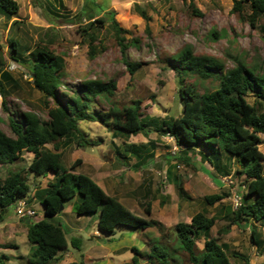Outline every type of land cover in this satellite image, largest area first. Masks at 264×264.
Returning a JSON list of instances; mask_svg holds the SVG:
<instances>
[{
  "label": "trees",
  "instance_id": "1",
  "mask_svg": "<svg viewBox=\"0 0 264 264\" xmlns=\"http://www.w3.org/2000/svg\"><path fill=\"white\" fill-rule=\"evenodd\" d=\"M47 1L50 3L47 7L55 15L61 16L59 8H65L64 1L53 0L59 7L52 4L51 0ZM190 4L196 15L202 14L192 0ZM0 7L9 19H13L11 28L21 22L17 0H0ZM135 8L146 21L145 32L152 36L151 16L139 3L135 4ZM232 10L241 20L258 29L264 41V0H234ZM77 18L81 24L78 31L89 46L88 55L91 59L107 49L101 32L110 27L130 75L133 77L143 66V62L131 61L127 57L131 47L140 48L142 37L124 27L116 18L115 11L110 19L106 16L96 17L94 12L88 13L84 9L77 14ZM84 19L88 22L82 25ZM212 34L218 37L216 31ZM9 52L14 61L27 68L34 87L42 93L47 116L10 107L8 85H16L17 82L9 70L0 67L2 107L9 114L8 123L13 133L8 134L0 129V167L15 163L22 159L25 152H30L34 157L27 173L44 176L49 172L56 174L57 181L50 182L38 194L46 216L61 212V206L66 201L77 197L76 212L99 213V227L105 233H113L119 226L143 229L158 224L157 221L135 214L117 198L109 195L91 176L77 172L76 168L82 159L77 158L69 168L63 166V140L75 139L78 145L90 143L84 138L86 133L81 130L80 122L100 121L111 130L128 134L139 133L154 124L160 133L175 137L181 146L180 151L193 144H203L211 151L214 159L221 158V154L235 157L239 164L236 174L239 177L246 176L247 192L242 205L234 209L233 220L253 218L264 221V152L260 148L264 142L263 64L256 69L236 56L234 66L227 68L224 60L210 54H198L191 44H185L179 52L165 60L168 62L166 65L176 72L182 114L178 117L146 119L142 116L143 101L140 99L133 100V105L122 109L113 106L92 110V102H98L104 94L112 96L116 93V79L107 81L93 78L78 83L71 91L63 89L66 61L63 55L50 48V44L38 43L32 49L30 43L18 35L9 39ZM189 76H198L204 80L217 76L219 85L214 90L200 93L196 84L187 80ZM250 95L255 97L254 101H250ZM50 143L53 149L47 147ZM26 172L24 169L10 170L4 178L0 174V223L8 207L20 197L29 196L31 186L25 176ZM224 196L226 194H214L206 199L212 203ZM147 211L150 212V208L147 207ZM215 222L214 217L199 212L190 223H179L176 226L177 235L195 264H232L225 246L215 238L206 240L202 257L195 251L197 233L210 229ZM28 239L32 246L30 264H48L69 244L65 228L46 217L30 224ZM77 240H73L74 245ZM5 257L0 255V262Z\"/></svg>",
  "mask_w": 264,
  "mask_h": 264
},
{
  "label": "crops",
  "instance_id": "2",
  "mask_svg": "<svg viewBox=\"0 0 264 264\" xmlns=\"http://www.w3.org/2000/svg\"><path fill=\"white\" fill-rule=\"evenodd\" d=\"M179 103L177 115H172L169 107L147 102V111L142 110V116L146 119L178 117L182 114V103ZM111 131L112 152L97 154L95 149L106 140L92 137L84 145H78L75 139H64L61 151L64 155V146L74 145L76 155L72 163L82 159L77 172L91 176L135 214L158 224L143 229L119 226L113 233H105L99 227V213L78 214L75 209L78 198L74 197L64 203L61 212L52 216H46L45 210L42 213L65 228L69 243L48 264H195L184 249L176 226L190 223L199 212L216 219L210 229L196 235L195 251L199 257L204 255L206 240L215 238L225 246L232 264H264V221L233 220L231 186L226 179L237 176L239 164L235 157L221 154V158L214 159L203 144L190 145L175 156L172 151L179 145L178 141L160 133L154 124L136 134ZM179 162L182 168H178ZM56 181L54 172L44 176L41 185L29 196L33 207L40 200L38 194ZM214 194L226 196L208 202L207 196ZM36 220L34 216L20 218L15 208L6 209L0 223V255L6 257L0 264H30L32 246L28 229ZM22 235L27 238L21 241ZM75 238L77 246L73 244Z\"/></svg>",
  "mask_w": 264,
  "mask_h": 264
},
{
  "label": "rangeland",
  "instance_id": "3",
  "mask_svg": "<svg viewBox=\"0 0 264 264\" xmlns=\"http://www.w3.org/2000/svg\"><path fill=\"white\" fill-rule=\"evenodd\" d=\"M17 1L20 4L18 18L21 22L12 28L10 26L13 19H9L0 7V67L9 70L17 82L16 85H8L10 90L8 102L13 109L47 116L43 95L34 87L27 68L10 56L9 39L18 35L24 37L32 49L38 43L44 42L50 44V48L57 54L63 55L66 61L63 89L71 91L78 83L93 78L118 81L116 93L112 96L104 94L98 100L99 103L92 102V110L111 105L122 109L133 105V100L140 99L143 101V111H147L145 109L147 102L148 104L159 102L169 107L172 115H177V108L180 107L179 85L176 72L166 65L168 62L165 60L174 56L185 44H191L198 54H210L224 60L227 68L234 66L236 56L246 60L256 69H259L260 64L264 65V41L260 32L233 12L234 0H192L202 12L201 15L193 12L191 0H63L65 8H59L61 16L55 15L47 7L50 4L47 0ZM51 2L59 7L55 1L51 0ZM136 3L145 8L151 16L152 36L145 32L146 21L136 11ZM84 9L88 13L94 12L96 17L106 16L110 19L115 11L116 18L124 27L133 30L134 35L142 37L140 48L131 47L128 50L129 60L143 62V66L133 77L128 72L125 58L110 27L101 32L107 49L94 59L89 57V46L78 31L81 24L77 14ZM87 22V19H84L82 25ZM213 31L217 32L218 37L212 34ZM187 80L194 82L200 93L214 90L219 85L217 76L205 80L198 76H189ZM249 99L254 101L255 97L250 95ZM2 103L3 97L0 95V129L13 134L8 123L9 114L3 109ZM80 126L86 133L84 138L106 140L99 149H95L97 154L102 151L112 152L111 129L100 121H81ZM47 147L54 148L51 143L47 144ZM260 148L264 152V142ZM73 149L74 145L64 146L62 157L64 167L71 166L76 155ZM33 157L32 153L25 152L22 159L1 166V176L6 177L10 170L24 169L26 172ZM25 176L31 186L29 192L31 196V192L43 182L44 175L26 172ZM236 179L237 182H245L242 177ZM13 208L16 209L15 204L10 206L11 210ZM34 208L39 213L34 218H43L42 213L45 210L43 203L40 200L36 201ZM23 238L26 239V235L20 236L21 241ZM29 244L31 246L30 242Z\"/></svg>",
  "mask_w": 264,
  "mask_h": 264
},
{
  "label": "built area",
  "instance_id": "4",
  "mask_svg": "<svg viewBox=\"0 0 264 264\" xmlns=\"http://www.w3.org/2000/svg\"><path fill=\"white\" fill-rule=\"evenodd\" d=\"M170 137H174L169 135ZM181 150V146L178 145L173 149V154L178 155ZM178 168H182V164L179 162L177 164ZM227 183L231 186V193L229 195L231 204L234 209L239 208L243 203L244 194L247 192V186L245 182L234 179V176H229L226 179ZM31 198L29 196L20 197L16 203V212L20 218L33 217L37 214L35 208L31 204Z\"/></svg>",
  "mask_w": 264,
  "mask_h": 264
},
{
  "label": "water",
  "instance_id": "5",
  "mask_svg": "<svg viewBox=\"0 0 264 264\" xmlns=\"http://www.w3.org/2000/svg\"><path fill=\"white\" fill-rule=\"evenodd\" d=\"M61 209H63V205L61 206Z\"/></svg>",
  "mask_w": 264,
  "mask_h": 264
}]
</instances>
